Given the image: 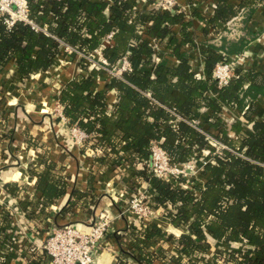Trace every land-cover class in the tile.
Segmentation results:
<instances>
[{
    "label": "trees",
    "instance_id": "1",
    "mask_svg": "<svg viewBox=\"0 0 264 264\" xmlns=\"http://www.w3.org/2000/svg\"><path fill=\"white\" fill-rule=\"evenodd\" d=\"M136 1L112 0L106 14L99 0H29V13L36 27L24 21L9 27L0 16V72L13 64L22 78L30 77L58 64L64 45L90 54L100 46L102 38L114 32L111 44L103 49L105 62L95 57L107 68L99 67L105 75L106 89L94 91L96 76L90 73L78 75L61 92L60 103L70 124L90 134L97 132L100 138L94 145L103 149L101 159L108 157L113 165L149 159L154 142L165 149L173 165L194 162L205 150L210 153L190 187L182 185L185 176L172 182L154 177L147 166L137 171L140 180L152 183L156 207L165 208L164 215L182 233L177 237L155 224L131 227L127 231L130 249H122L117 264H131L129 258L140 264L155 260L167 264H264V112L255 119L245 114V119L253 122L248 132L237 121L232 126L237 139L228 135L220 116L224 105L242 103L240 93L246 72L229 85L218 87L212 72L224 56L210 47L207 78H198L188 55L180 52L187 34L180 43L175 36L171 38L169 47H173L179 64L169 65L167 55L152 44L173 33L174 25L184 21V13L152 10L133 16ZM227 3L220 0L214 26L221 27L236 15L237 10ZM146 24V35H140L138 27ZM140 38L130 50L131 40ZM125 55L132 69L121 77L111 74L108 69L118 65ZM158 57L160 62H156ZM88 65L82 64L84 69ZM113 90L118 99L110 108L109 93ZM210 91L215 95H208ZM3 103L4 97L0 106ZM203 107L212 109L214 122L210 125L220 134L194 126ZM207 134L227 148L217 151ZM54 168V164L47 165L34 186V204H42L40 211L65 193V183ZM74 195L86 194L75 190ZM0 214V264H7L8 254L18 245L10 234L13 216L1 204ZM116 237L122 244L123 235ZM209 237L225 244L238 242L241 247L208 255ZM153 240H159L156 252L148 251L146 244ZM165 243L175 244L178 250L168 261ZM246 245L249 249L244 248ZM26 257L27 264H45V253L33 252Z\"/></svg>",
    "mask_w": 264,
    "mask_h": 264
},
{
    "label": "crops",
    "instance_id": "2",
    "mask_svg": "<svg viewBox=\"0 0 264 264\" xmlns=\"http://www.w3.org/2000/svg\"><path fill=\"white\" fill-rule=\"evenodd\" d=\"M99 1L104 12L109 14L112 0ZM138 2L133 16L153 10V0ZM219 4L220 0H177L174 11L183 12L184 21L174 25L173 33H169L160 43L156 39L154 43L156 50L167 55V63L176 66L179 59L171 49L173 47H169L171 38L175 36L180 43L187 34V41L181 44L180 52L188 55L196 76L202 79L207 78L205 67L210 47L224 58L238 62L241 59L244 68L239 70L246 72V82L240 93L242 103L224 105L220 114L228 135L237 139L238 134L232 126L241 121L248 132L252 130L253 122L245 119V114L255 119L258 118L257 114L264 112V0H228L227 4L237 13L221 27L213 23ZM149 24L138 27L140 35L147 32ZM113 33L109 34L110 37L102 38L100 46L90 54L64 45L58 64L30 77L22 78L13 64L0 72V99H5L0 106V204L13 216L10 234L20 241L16 249L8 254L7 264H27L28 258L24 252L30 246L41 247L53 228L72 225L87 232L93 219L101 214L110 219V233L96 250L93 264H117L122 249H130L128 229L141 226L127 210L129 199L141 188L155 202L152 183L140 180L141 176L137 175V171L142 169L141 165L132 159L121 165H113L108 157L102 160V152L96 150L99 146L94 145L100 138L97 132L88 133L84 144L78 143L72 136L74 126L65 117L60 103L65 85L81 74L87 76L94 73V91L106 89L105 75L99 71L97 62L103 61V49L111 44ZM140 41L141 38L131 40L130 50ZM160 60V57L156 58V62ZM82 64L89 65L84 69ZM136 65L140 63L136 61ZM212 80L215 81L213 72ZM207 94L215 95L211 91ZM117 99L118 93L111 91L110 108ZM211 122H214L212 109L203 107L200 117L193 124L213 135L220 134L219 129L211 127ZM209 154L205 150L203 156L194 161L196 166L184 177V187L191 186L199 169L208 162ZM49 164H54V173L65 183V193L40 211L42 204H34V186L38 174ZM75 190L86 195L76 197ZM65 206L68 208L60 213ZM35 214H39V217H34ZM151 224L177 237L182 233L161 212L154 215ZM117 234L123 235L122 244ZM208 242V255L220 249L241 247V243L225 244L211 237ZM146 244L148 251L156 252L159 240ZM164 245L168 261L171 254L178 253V250L175 244ZM244 248L249 249L247 245ZM129 261L140 264L131 258ZM164 262L155 260L150 264H167ZM45 264H49L46 257Z\"/></svg>",
    "mask_w": 264,
    "mask_h": 264
},
{
    "label": "built area",
    "instance_id": "3",
    "mask_svg": "<svg viewBox=\"0 0 264 264\" xmlns=\"http://www.w3.org/2000/svg\"><path fill=\"white\" fill-rule=\"evenodd\" d=\"M28 1L0 0V16H4L5 22L9 27L13 26L17 21H24L36 27L29 13ZM152 5L153 10H174L177 5V0H153ZM152 46L153 48H157L155 43ZM98 66L107 69L101 64H98ZM242 66L241 59L238 62L236 59L224 58L216 64L213 71V79L219 87L229 85L234 79L240 77L242 72L239 69L244 68ZM131 69L132 64L130 60L127 56H123L119 64L111 70L108 69V71L115 76L121 77L123 72ZM207 135L210 144L216 147L217 151L227 148V145L219 142L210 134ZM72 136L78 143L84 144L89 135L84 130L74 126ZM96 150L102 152L103 149L98 147ZM135 163L141 165L142 168L147 166L154 177L172 182L177 181L180 177L186 176L194 166V162H188L182 165L171 164L168 153L158 142L152 144L149 159L144 161L136 160ZM127 210L139 221V226H141L138 228L150 226L156 213H165L166 211L165 208L156 207V203L151 200L147 191L141 188L129 199ZM109 233L110 219L108 216L101 214L93 219L89 231L79 230L72 225L55 227L48 234L41 247L30 246L24 252L25 254H23L26 256V254L33 252L45 253L49 264H93L96 250ZM14 239L17 244L20 243L16 236Z\"/></svg>",
    "mask_w": 264,
    "mask_h": 264
},
{
    "label": "rangeland",
    "instance_id": "4",
    "mask_svg": "<svg viewBox=\"0 0 264 264\" xmlns=\"http://www.w3.org/2000/svg\"><path fill=\"white\" fill-rule=\"evenodd\" d=\"M194 166H196L195 162H194ZM164 212H161V214H163ZM35 217V216H34Z\"/></svg>",
    "mask_w": 264,
    "mask_h": 264
}]
</instances>
